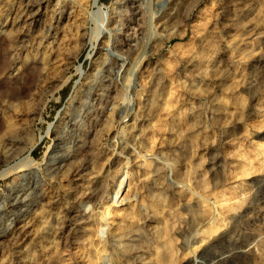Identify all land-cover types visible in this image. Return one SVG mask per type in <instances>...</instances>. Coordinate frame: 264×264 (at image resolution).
Instances as JSON below:
<instances>
[{"label":"rangeland","instance_id":"374dc122","mask_svg":"<svg viewBox=\"0 0 264 264\" xmlns=\"http://www.w3.org/2000/svg\"><path fill=\"white\" fill-rule=\"evenodd\" d=\"M0 264H264V0H0Z\"/></svg>","mask_w":264,"mask_h":264},{"label":"bare ground","instance_id":"6f19581e","mask_svg":"<svg viewBox=\"0 0 264 264\" xmlns=\"http://www.w3.org/2000/svg\"><path fill=\"white\" fill-rule=\"evenodd\" d=\"M96 1V0H95ZM16 62H9L8 64H6V65H4V68H5V70H6V74L7 73H9V72H11V73H13L15 70H16V64H15ZM10 73V74H11ZM15 73V72H14ZM8 76V75H7ZM9 78V77H8ZM21 95V94H20ZM124 179V178H123ZM122 184H123V182H121L120 183V185H119V190H118V192H117V194H120L122 191L124 192V191H126V190H124V189H122ZM122 192V193H123ZM125 199V198H124ZM123 199V200H124ZM129 199V198H128Z\"/></svg>","mask_w":264,"mask_h":264}]
</instances>
